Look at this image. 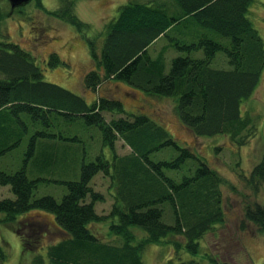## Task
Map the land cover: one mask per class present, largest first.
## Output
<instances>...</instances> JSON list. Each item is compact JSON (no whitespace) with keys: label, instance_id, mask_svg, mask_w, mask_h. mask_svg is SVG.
I'll list each match as a JSON object with an SVG mask.
<instances>
[{"label":"trees","instance_id":"trees-1","mask_svg":"<svg viewBox=\"0 0 264 264\" xmlns=\"http://www.w3.org/2000/svg\"><path fill=\"white\" fill-rule=\"evenodd\" d=\"M253 1L129 0L106 26L101 48L87 38L95 68L85 74V88L96 92L112 79L148 96L176 99V113L193 138L226 137L245 146L256 127L242 105L264 74V40L249 18ZM35 2L41 8L42 1ZM25 6L11 9L24 15ZM73 9L69 3L46 12L85 34ZM4 13L0 4V162L7 159L0 163V186L10 187L15 198L0 200V214L12 223L29 210H45L62 235L34 254L32 264H145L148 245L170 241L180 254L178 264H194L205 236L226 220V182L148 114L129 113L106 96L89 104L45 81L36 58L10 42L1 26ZM48 63L56 67L60 60L51 57ZM119 140L129 148L122 155ZM99 174L109 181L113 198L106 215L96 211L105 201L92 187ZM243 176L258 194L264 153ZM50 187L59 189L60 200L41 195ZM243 211L264 232V205L250 202ZM102 222L110 224L111 240L89 228ZM135 229L144 240H137ZM17 233L30 254L34 245ZM7 258L0 245V264Z\"/></svg>","mask_w":264,"mask_h":264},{"label":"rangeland","instance_id":"rangeland-1","mask_svg":"<svg viewBox=\"0 0 264 264\" xmlns=\"http://www.w3.org/2000/svg\"><path fill=\"white\" fill-rule=\"evenodd\" d=\"M40 1L41 8L36 9V2L32 0L22 9L25 14L18 15L11 9L10 3L1 0L0 4L6 15L1 26L8 33L10 42L18 44L36 58L37 64L44 71L45 81L84 97L89 104L98 96H106L118 99L129 113L148 114L152 119L163 123L181 146H191L192 151L198 152L197 156L202 161L203 158L207 160L226 182L223 186L226 220L205 236L201 252L194 257V264H264V232L259 226L246 221L243 211L250 202L264 205V186L255 194L243 176L250 175L261 162L264 153V74L253 96L242 105L244 115L252 117L256 127L245 146L238 147L226 137L195 139L180 122L175 110L176 99L148 96L124 82L112 79L105 81L96 92L84 86L85 74L95 68L87 38L98 40L101 48L106 26L129 0ZM69 3H73L75 14L85 24V34L46 12V9L53 11L65 8ZM249 18L264 40V0L253 1ZM218 56H223L225 68H230L225 55L221 53ZM51 57L60 60V65L51 67L48 63ZM107 118L110 120L111 116L107 115ZM116 150L122 155L129 148L119 140ZM110 153V149L105 150L107 156ZM5 161L7 159L0 163ZM92 187L95 192L105 196L103 203L96 204V211L106 215L113 205L109 181L99 174L92 181ZM50 188L45 189L41 195L51 194L60 200L61 197L57 194L59 189ZM10 189L0 186V200L14 197ZM89 228L103 240L114 238L109 235L108 222L94 223ZM18 230L19 234L22 232L34 245L33 248L29 247L30 254L23 251V239L18 235ZM134 232L137 240H144L143 231L135 229ZM61 236L54 215L45 210H29L12 223H6L5 215L0 214V245L5 247L8 255L3 264H32L34 254L57 243ZM172 243L148 245L143 254L144 263L178 264L180 254L175 251ZM180 252L184 258L191 257L185 250Z\"/></svg>","mask_w":264,"mask_h":264},{"label":"water","instance_id":"water-1","mask_svg":"<svg viewBox=\"0 0 264 264\" xmlns=\"http://www.w3.org/2000/svg\"><path fill=\"white\" fill-rule=\"evenodd\" d=\"M31 1L32 0H9L13 9H15L16 7H20L22 5H26Z\"/></svg>","mask_w":264,"mask_h":264}]
</instances>
